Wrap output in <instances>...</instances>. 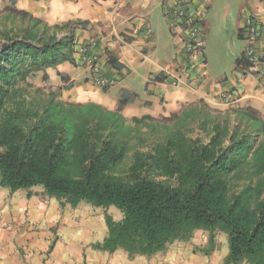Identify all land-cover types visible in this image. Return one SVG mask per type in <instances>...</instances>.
Returning <instances> with one entry per match:
<instances>
[{
  "label": "trees",
  "instance_id": "obj_1",
  "mask_svg": "<svg viewBox=\"0 0 264 264\" xmlns=\"http://www.w3.org/2000/svg\"><path fill=\"white\" fill-rule=\"evenodd\" d=\"M62 31L15 6L0 9V187L42 186L62 208L105 209L97 250L153 256L204 230L203 253L222 232L225 264H264V113L200 100L129 121L123 103L111 111L64 100L47 70L66 78L57 66L79 63L80 45L73 29ZM237 64L257 72L245 55ZM39 73L44 86L32 82Z\"/></svg>",
  "mask_w": 264,
  "mask_h": 264
},
{
  "label": "crops",
  "instance_id": "obj_2",
  "mask_svg": "<svg viewBox=\"0 0 264 264\" xmlns=\"http://www.w3.org/2000/svg\"><path fill=\"white\" fill-rule=\"evenodd\" d=\"M175 1L0 0V9L15 6L50 27L59 26L60 35L73 29L77 45L98 41L103 67L120 78L118 84L102 89L82 63L64 62L57 66L64 79L54 69L47 70L50 84L64 87V100L93 102L111 111L119 110L123 103L121 114L131 121L144 115L160 118L200 100L223 109L226 105L220 96L231 91L240 97L238 106L250 105L264 113V77L237 64L247 48L239 33L241 18L252 14L264 22V0H241L236 7L234 21L243 48L229 77L210 76L205 63L209 31L228 20L229 10L220 20L221 7L214 6L215 0H187L189 8L205 19L206 33L194 77L178 87L170 85L167 76L178 72L185 62V30L181 25L171 28L164 15L165 6ZM257 49L262 51V45ZM75 58L79 61L78 55ZM255 65L257 70L262 67L258 62ZM73 209L62 208L42 186L16 192L0 187V264H225L229 253L227 235L222 232L216 235L214 250L203 253L200 249L208 239L204 230L153 256L130 257L122 249L113 253L97 250L93 244L107 235L104 216L79 210L73 214Z\"/></svg>",
  "mask_w": 264,
  "mask_h": 264
},
{
  "label": "built area",
  "instance_id": "obj_3",
  "mask_svg": "<svg viewBox=\"0 0 264 264\" xmlns=\"http://www.w3.org/2000/svg\"><path fill=\"white\" fill-rule=\"evenodd\" d=\"M164 15L171 28L181 25L185 30L183 39L186 53L185 62L180 64L178 72L167 76L169 84L178 87L188 83L194 77V65L199 60L203 36L206 33L205 19L199 12L189 8L187 0H176L173 4L166 5ZM239 33L247 43L246 57L252 59L254 63L258 62L262 65L257 72L264 77V22H260L252 14L245 15L241 18ZM259 44L262 45V51L257 49ZM98 47V41L95 39L86 45H80L79 62L88 68L90 79L95 85L102 89L111 88L118 84L120 78L107 73L102 63L104 56L99 53ZM220 99L226 106H234L240 97L229 91L223 93Z\"/></svg>",
  "mask_w": 264,
  "mask_h": 264
},
{
  "label": "rangeland",
  "instance_id": "obj_4",
  "mask_svg": "<svg viewBox=\"0 0 264 264\" xmlns=\"http://www.w3.org/2000/svg\"><path fill=\"white\" fill-rule=\"evenodd\" d=\"M239 2L241 0H215L214 6L221 7L220 11H218L219 19L221 20L225 16L226 10H229V18L221 26L217 25L209 31L210 36L206 42L205 63L210 76L217 75L221 77L227 75L229 77L234 68L236 57L243 48V42L237 35L234 21L236 7ZM32 82L37 86H44L45 82L43 81L42 73L37 74L32 79ZM77 210L94 216H104L106 212L103 208H94L86 203H83L78 209H73L72 213L74 214ZM107 211L115 219L122 217L121 211L114 206Z\"/></svg>",
  "mask_w": 264,
  "mask_h": 264
}]
</instances>
